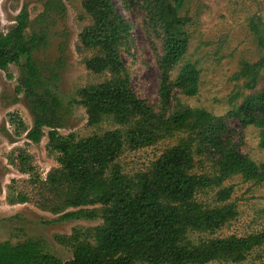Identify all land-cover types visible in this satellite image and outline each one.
I'll return each mask as SVG.
<instances>
[{"label": "trees", "instance_id": "1", "mask_svg": "<svg viewBox=\"0 0 264 264\" xmlns=\"http://www.w3.org/2000/svg\"><path fill=\"white\" fill-rule=\"evenodd\" d=\"M185 0H126L124 6L145 13L149 31L161 42L158 57L160 81L158 107L154 109L130 88L120 49L129 38L130 25L117 11L112 0H81L90 19L80 34L78 50L92 52L84 58L86 69L109 78L97 85L76 90L77 99L68 105L85 109L88 125L110 118L124 127L103 134L77 138L59 134L68 109L56 94V77L33 54L43 45L42 28L26 34L31 25L27 7L14 17V25L0 33V70L10 64L19 69L16 94H23L33 125L18 122L21 132L39 143L47 128L46 150L56 156L58 168L51 170L42 183L43 201L37 206L62 220L101 219L95 227L74 229L71 236L57 239L72 247V259L61 261L44 252L39 243L27 240L15 245L0 243V264H206L211 261L242 262L255 247L264 243V234L246 238L193 240L194 233H214L236 215L235 205L225 203L232 188L222 184L232 176L245 181L264 182V165H257L241 154L235 134L227 123L234 119L245 128L259 130V146L264 148V89L245 95L224 117L179 101L172 103V92L184 96L197 93L199 71L194 63L181 66L174 81L171 69L185 56L188 43V17L178 11ZM128 4V5H127ZM60 1H47L37 18L49 17L64 9ZM35 19L40 22L41 19ZM251 29L264 50V37L254 24ZM236 79L253 90L264 69V54L254 63L241 62ZM45 73V74H44ZM13 121V119H12ZM15 122V121H14ZM175 133H185L175 146L167 149L149 169L132 176L124 174L116 160L125 148L136 150L151 146ZM194 155L208 161L212 171L193 173ZM22 173L32 174L26 155H20ZM219 188L209 207L197 201L205 190ZM27 198H9L11 205ZM73 209V210H69ZM264 264V263H262Z\"/></svg>", "mask_w": 264, "mask_h": 264}, {"label": "rangeland", "instance_id": "2", "mask_svg": "<svg viewBox=\"0 0 264 264\" xmlns=\"http://www.w3.org/2000/svg\"><path fill=\"white\" fill-rule=\"evenodd\" d=\"M47 1L50 0H0V33L5 34L14 25V17L24 5L31 22L26 34L42 28L44 43L33 58L44 72L49 71L45 72L46 75L51 73L56 77V94L64 107L69 108L59 134L66 136L73 133L77 138H86L124 128L110 118H104L94 126L88 125L85 109L79 105H68V102L77 99L76 90L102 83L109 78V74H95L87 70L83 60L90 57L92 52L77 49L78 35L90 24L89 17L81 7V0H53L60 1L64 10L52 12L49 17L37 18L44 11ZM125 1L112 0L130 25L129 38L120 49V57L131 90L147 105L157 109L160 81L157 61L161 54V42L149 31L145 13L135 7L126 9ZM178 14L189 18L186 25L188 43L184 58L171 69L169 80L174 81L181 66L187 62L195 64L199 75L197 93L184 96L174 89L172 103L179 101L186 107L204 109L214 116L224 117L245 95L264 89V69L253 90L244 88L243 78L236 79L241 62L254 63L264 54L251 29V25L255 24L264 37V0H185ZM36 18L41 19L40 22L36 23ZM18 77L19 69L14 64L8 65L5 71L0 70V243L15 245L27 240L35 241L44 252L61 261H68L72 259V247L60 242L57 237H69L74 229L95 227L101 223V219L62 220L60 215L37 206L44 197L42 183L51 170L58 168V163L56 156L46 150L47 128L43 129L44 136L37 144L29 141L19 128L18 122L21 121L30 129L33 119L23 94H16ZM227 123L239 133L233 138L239 152L257 165H264V148L259 146V130L253 126L240 128L234 119H228ZM184 136L185 133H175L148 147L136 150L125 148L116 163L128 176L146 171ZM20 155L28 157L34 169L32 174L20 171ZM194 160L193 173L208 174L212 171L210 162L196 155ZM221 187L232 188L230 198L224 204L235 205V217L214 233H194L192 239L246 238L264 234V182L245 181L237 175L224 181ZM218 190H205L196 199L211 208L218 206L220 204L215 201ZM18 195L25 196L27 201L9 204L8 199ZM262 263L264 243L253 248L242 262L211 261L206 264Z\"/></svg>", "mask_w": 264, "mask_h": 264}]
</instances>
